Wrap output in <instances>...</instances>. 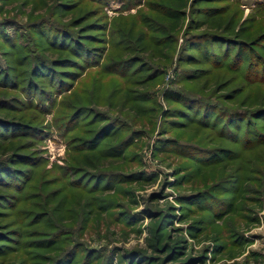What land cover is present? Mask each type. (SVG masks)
<instances>
[{
	"label": "rangeland",
	"instance_id": "374dc122",
	"mask_svg": "<svg viewBox=\"0 0 264 264\" xmlns=\"http://www.w3.org/2000/svg\"><path fill=\"white\" fill-rule=\"evenodd\" d=\"M192 34H219L253 48V54L239 70L232 64L210 66L202 51L209 57L221 49L206 37L198 51L189 52L199 64H177ZM67 37L81 42L86 61L70 53L74 44L64 45ZM62 58L78 65L58 63ZM119 62L116 74L108 73ZM35 65L57 67L59 73L50 80L45 73L32 74ZM199 68L207 71L188 77L187 71ZM1 71L14 85H0V164L26 170L28 177L18 179L16 192L0 188L20 199L8 220L16 219L24 231L50 233L51 219L63 229L46 248L9 243L12 249L0 256V264H45L34 254L58 257L72 246L58 264H148V257L159 260L152 246L163 239L153 244L152 236L161 216H167L164 234L180 246L175 262L264 264V0H0ZM165 90L215 107L217 119L200 123L199 107L191 101L186 118L164 119L166 109L183 108L163 101ZM231 114L226 123L224 116ZM19 122L35 131H19L13 127ZM97 131L98 150L127 141L123 157L101 159L79 176L63 172L79 160L66 140L90 139ZM163 139L197 150L159 153ZM16 150L31 161L4 164ZM99 169L135 173L139 181L111 186ZM193 193L202 195L205 210L179 207L177 198ZM38 202L43 214L53 210L32 226ZM0 212L9 211L0 207ZM195 220L201 223L189 236L186 226ZM7 221L0 217V225Z\"/></svg>",
	"mask_w": 264,
	"mask_h": 264
},
{
	"label": "trees",
	"instance_id": "16d2710c",
	"mask_svg": "<svg viewBox=\"0 0 264 264\" xmlns=\"http://www.w3.org/2000/svg\"><path fill=\"white\" fill-rule=\"evenodd\" d=\"M156 8L160 9L162 13L165 14L166 13H170L172 14V11L169 10L168 7L162 6V5H155ZM174 13V12H173ZM97 27V26H96ZM58 34L60 33L57 32ZM42 34V33H41ZM56 34V33H55ZM57 35V34H56ZM208 37V43H210L211 45H216L217 47H219V49H221V54L219 55L217 52H213L211 51V54L208 57V53L206 52V50L202 51V59L203 61H210V59L212 61H210V66H220V65H231L234 66V68H236L237 70L240 69V67H242V65L245 63V68L248 65L247 62V57L249 58V53H252L253 48H240V42H238V44H233L234 42L230 41L229 38L219 35V34H192L191 36H189V39L184 41V46H186V48H184V53L179 54L177 56V64L185 62V64H190V62L192 63H196L199 64L200 63V59L196 56H192L190 55V50L193 51H198L197 49L199 48L198 44L199 42L203 41V38ZM6 39L5 36H2V39ZM60 39H62L60 37ZM163 38H157L158 40H161ZM58 40V38L55 36V39H53V41L51 40L49 43L50 45H55L56 41ZM70 40V43L74 44L73 45V49L70 50V53L73 54L75 57H78V60L84 62L87 60V52L85 51L86 49H82L80 47V43L78 44V42H74L73 40H71L70 37L65 38V42L63 41V44L65 45V43L67 41ZM237 43V42H235ZM62 44V46H64ZM71 44V45H72ZM189 47V48H188ZM192 47V48H191ZM183 49V47L181 48V50ZM180 50V51H181ZM211 57V58H210ZM184 59V60H183ZM57 63V62H55ZM58 63L61 64H69L72 66H77V62H75L74 60H72L71 58H62L60 60H58ZM119 63H115L112 64L110 66H108L106 69L108 71V73H115V67L116 65H119ZM42 65V64H41ZM41 65H35V67H33L32 69V74H47L48 78H51L50 80H53L52 77H54L56 74L59 73V71L55 70L57 69L52 67L51 69L49 68H45V66H41ZM204 71H207L206 69H193V70H189L187 71L188 77H194V75L196 74H200L203 73ZM193 75V76H191ZM7 76L5 75L4 72H0V85L3 87H9L10 84L11 86L14 85L12 84L10 81H8ZM63 81V80H62ZM62 81H58L60 82V84L62 85L65 82ZM30 81L26 82V84H24L25 86V93H30L29 87H31V82ZM59 84V83H58ZM16 86V85H15ZM19 89H22L19 88ZM162 99L165 102H173L176 103L178 105H180L183 108H179V109H166L165 111L162 112V117H164V119H166V117H170L172 118H177L180 117L178 115H181L183 117H187V112L186 110H189L190 108H188L189 106H187L189 104V102L191 100H188L187 98H185L184 96H182L181 94L174 92V91H169V90H165L162 93ZM193 102V104H197V106L199 107V111L198 114L201 116V120H197L200 123H202L203 125H207V120L208 117L210 118V120L213 121V119H217V112L212 110L215 109V107L210 106L208 104H204L203 102H201L200 100L197 101H191ZM232 116H235V114H231V115H225L224 119H227L226 123H231L232 121ZM212 118V119H211ZM230 119V120H229ZM105 121L104 125H107V121ZM170 122H168L169 124H173L172 120H169ZM109 123V122H108ZM167 123V122H166ZM178 123V122H176ZM225 126L228 127L230 126L229 124H226ZM13 127L17 128L19 131L23 130V129H27V131H29L30 129H34L33 131H35V128L33 127H28L26 128V125L22 124V123H16L13 125ZM225 128V127H224ZM65 129V127H64ZM69 128H67L68 130ZM65 130V131H67ZM223 131V130H222ZM221 131V132H222ZM228 131V130H227ZM69 132V130L67 131ZM97 134H99V131H97L96 134H94L92 136V138L90 139H80L78 137H72L69 140L67 139V150L71 149L72 152L76 153V158L79 159L78 160V164L77 165H65L62 168V171L64 172V170L69 169L70 171H78L77 174L82 175L83 173H87L85 168H89L91 166H93L94 163H99V161L104 160H114V159H120L123 157L124 152L126 150L127 145V141H120L118 143V145H111L108 148L102 149V150H98L97 146L95 144V140L97 139ZM78 139V140H76ZM74 140V141H73ZM76 140V141H75ZM69 141H73L72 145L70 143H68ZM18 147H23V145H20ZM26 149V148H24ZM167 150H170L171 152H173L174 154H178L181 155L183 153H191L194 150H197V148H194L193 146H185V145H180L175 141L172 140H168V139H163V140H159L157 143V151L159 153H164L167 152ZM20 150H16L15 153H12L8 156H6L5 160H4V164L9 165L10 167L13 166H17V165H22L23 163H29V161H31L30 157H27V154L24 153H20L17 152ZM186 151V152H185ZM191 151V152H190ZM6 161V162H5ZM1 163V162H0ZM9 163V164H8ZM30 165V164H29ZM3 167V168H1ZM0 168L2 169L0 171V188H4L7 190H11V191H17L19 188H17L19 186V181L18 179H20V177H22V179H26V181L28 180V177L26 176V170H19L16 168H6V166H3L2 164H0ZM11 169V170H8ZM5 174L4 178L3 175ZM98 174H100V176L106 181L108 182V185L110 184L111 186L118 182V183H123L126 181V179H131L133 182L134 181H139V175H135V173L133 174H128V175H122V174H113V173H108L105 172L102 169L98 170ZM89 176V174H87ZM142 175V174H141ZM7 176V177H6ZM143 176V175H142ZM184 176H180V178L177 179V181L181 180ZM144 177H141V179H143ZM135 179V180H133ZM137 179V180H136ZM23 189V188H22ZM109 191V189H108ZM18 196H13L12 197V192L9 193H5L2 194L0 193V207H7L9 212H0V217L1 219L7 221L9 219V217H11V213L16 209L17 207V202L20 199H17ZM201 197L202 195L199 193H193V194H189L186 196H180L177 198V203L179 204V207H185L186 205L189 206H194L197 207L198 209L202 208V205L204 204L203 202H201ZM17 199V200H16ZM36 205H38L36 207V212L35 214H32V216L30 217V221L31 219H34L33 222L31 221L30 225H36L39 223L40 221V217H44L43 215H45V217L48 215L52 214V210L53 208L47 212L43 214V203L38 202ZM54 207V206H52ZM24 209V208H23ZM22 209V210H23ZM20 211V215L18 216L19 221L21 222V220L25 219V214L22 216L21 213H23V211L25 212V210ZM201 210H205V209H201ZM186 211H190V210H186ZM27 215V214H26ZM183 214H181L180 216H182ZM127 216V215H126ZM133 216V217H132ZM132 216H128V220L129 219H133L134 215ZM171 218L169 220V223H171L172 220V214H170ZM166 217L164 218L161 216V218L159 219V221H162L159 228H157V231H155V229L153 230V244L156 243V241H158V239H163V242L160 244V246L158 247L156 244L154 246H152V251L156 254H159L160 256L163 257L162 261H160V256L159 260L158 258L155 257H148L146 258L145 261L149 262L148 264H184V260L182 262H175L179 257H181V254H179V247L177 245V241L173 240L172 236H168V232L167 234H164L163 230L166 228L164 225L162 224L166 221ZM50 220V219H49ZM51 219V224L49 225L51 232H44V231H38V230H22L23 228H21L19 225L21 223H19V225H17V220L13 219V220H8L7 222H5L4 224L0 225V256H4L6 253V250L12 249L9 245V243L11 244H16V246H20V245H28L31 248L34 249H39V248H46L49 247L55 243L58 242V240H55L56 238H58V235L60 233V228L58 221H55L56 223H54ZM201 221L200 220H195L190 222L189 224H187L186 226V233L190 236L192 232H195L198 230V224H200ZM63 229V228H62ZM24 231V232H22ZM175 231V229L173 230ZM27 233V234H26ZM69 233H65L64 235H68ZM24 236H26V239H24ZM64 239H66L64 237ZM10 241V242H9ZM76 247V246H75ZM74 246L69 247L67 250L63 251L58 257L54 256V257H45L44 255L41 254H34L36 255V257H39L45 264H58L61 257H63V253H68L70 251H73L75 249ZM88 252H85V254H87ZM138 253V252H137ZM21 262H18L17 264H20ZM128 263V262H127ZM135 263V262H134Z\"/></svg>",
	"mask_w": 264,
	"mask_h": 264
}]
</instances>
